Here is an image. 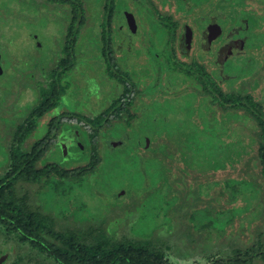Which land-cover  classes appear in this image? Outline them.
<instances>
[{
    "label": "trees",
    "instance_id": "1",
    "mask_svg": "<svg viewBox=\"0 0 264 264\" xmlns=\"http://www.w3.org/2000/svg\"><path fill=\"white\" fill-rule=\"evenodd\" d=\"M120 1L99 0L102 3L100 11L104 13V21L98 28L96 48L99 47L102 71L109 79L112 89L106 107L97 114L81 117L79 113L73 114L79 119H84L91 131H82V141H86L88 149L83 151L84 160L69 161L67 159L72 154V149L64 154L63 145L51 142L48 139L51 129L31 143L29 138L36 130L39 120L56 108L61 97L67 93L70 85L65 78H72L70 73L78 64L80 56H83L84 60L88 58L81 48L88 24V11L84 10L80 0H4L0 7L4 14L11 16L6 19L4 14L2 15L3 11L0 12L2 27L9 26L11 19L18 20L19 14L25 13L17 7L15 9L11 5L14 2L17 6L27 3L30 12L43 14L47 20H53L60 25L54 48L50 47L47 52L39 54L41 56L32 58V67L42 69V72L36 74L30 85L28 81L23 82L22 71L15 76V82H11V89L15 91L10 94L20 95L28 84V87L36 90L37 97L31 103L19 104L21 107L17 105L16 108L19 109H14L8 123L0 122V131L8 132L0 134V169L3 170L0 175V233L8 240L28 243L29 250L23 260L29 263L41 264L43 258L47 257L56 264H167L166 253L162 249L164 242L154 234L157 229H153L149 234L141 230V235H135L131 226L130 231L134 236L117 238V227L112 218L100 217L101 214L95 213L84 217L82 212H86V208L83 200L73 196V185L86 181L101 165V152L104 148L108 146L109 149L121 144L120 141L107 142L106 137H100L101 146L98 147L94 138L100 134V130L112 125L115 126L114 133L119 134L122 128L126 129L133 121L138 120L142 124L146 122V116L142 118V115L143 111L147 110V105L142 114L136 111L134 104L140 92L129 73L122 71L114 58L116 43L121 45L124 42L121 40L123 38L117 36L118 31L124 28L126 36L130 39L137 29L134 14ZM223 1L234 10L238 6L244 8L246 4V0ZM262 1L264 3V0ZM119 5L124 6L119 8ZM176 8V11L182 13L178 6ZM151 9V15L156 20L154 29L165 36V44L171 54L166 60V63H169L166 68L181 75L172 79L182 83L190 79L188 89L199 99L203 98L209 107V113L221 120L222 125H226V134L242 140L239 141L240 145H235L231 150L226 148L225 151L224 146L212 147L211 152L209 151L212 156L207 157V160L215 158L216 155H220V159H210L211 165L205 169L196 164L195 160L189 161L187 157L190 158L192 152L174 146V143L165 137L164 143L160 144V153L153 152L159 155L155 157L158 174L168 179L167 183L162 181L160 186L156 187L165 196L162 205L169 204L168 200L173 199L179 207L174 210L172 218L168 215L170 222L173 218L178 220L177 237L184 238L188 248L201 244L203 249L210 250L211 259L206 264H264V228L260 222L264 219V104L255 100L250 93L241 92L244 86L240 87L239 91L231 88L237 80L240 83L243 80L236 78L234 81L235 75H227L222 69L225 62L235 56H242V59L237 61L241 67H246L252 53L248 52L249 56L243 52L232 55L231 51L235 47L228 42L240 39L245 47L249 24L263 26L264 14H257L253 8H247L246 15L243 13L242 17H235L238 28L226 35L223 33L222 38L219 36L223 28L219 26L218 34H214L215 30L209 25L212 18L207 16L206 24L202 27L198 25L202 28L201 48L204 53L212 54V61L220 65L218 72L209 70L204 59L200 57L192 58L188 63L176 59L177 44L180 43V49L184 52L190 48L192 29L185 26L179 31L180 23L172 14L161 12L154 2ZM120 14L123 20L119 23ZM214 19L217 22L218 16ZM262 32L264 35V31ZM29 36L32 38L31 34ZM223 40L225 44L221 42ZM260 45L261 43L253 48H259ZM47 53L48 56L45 55ZM1 59L0 53V62ZM228 67L231 68V65ZM0 68L2 75L1 63ZM167 84L174 85L169 80ZM3 103L0 104V109L4 110H0V114L9 110L7 106L10 104ZM237 116L253 118L256 127L250 128L237 122ZM59 124L58 121L56 129ZM79 143L81 141L77 139L76 144L72 143L71 146L75 148ZM151 144V139L146 137L138 141L141 156H147L146 152L152 148ZM256 149L258 161L256 171H253L250 163L255 159L253 152ZM175 158L184 165L179 167L178 164H172ZM80 161L84 164L70 167L74 162ZM220 171L223 174L217 176ZM212 183L216 185L207 191L203 189V186ZM55 194L61 196L56 200L57 205L53 204L51 199ZM115 195L114 198L118 199L124 194ZM239 200L242 203L238 205L236 202ZM60 202L78 203L76 213L68 215L65 211L61 212L58 209ZM256 207H261L262 216L251 219L250 212ZM56 218L61 220L57 222ZM82 221L84 223L75 224ZM235 230L239 235L247 237L249 245L238 243L234 239ZM4 258L5 256L0 257V263ZM21 259H15L9 264H18Z\"/></svg>",
    "mask_w": 264,
    "mask_h": 264
},
{
    "label": "rangeland",
    "instance_id": "2",
    "mask_svg": "<svg viewBox=\"0 0 264 264\" xmlns=\"http://www.w3.org/2000/svg\"><path fill=\"white\" fill-rule=\"evenodd\" d=\"M3 1L0 0V7H2ZM80 1L89 15L87 16V29L84 31L81 43V48L88 58L84 60L83 56H80L78 64L70 73L72 78H65L70 85L67 93L61 97L56 108L47 112L39 120L36 130L29 138V143H31L40 138L48 129H51L52 132L48 138L51 142L63 145L64 154L70 148L72 149L68 161L84 160L83 151L88 149L86 148V141H82L84 134L82 131H91V127L84 119H79L73 114L79 113V117L97 114L106 107L109 92L112 89L109 79L102 71L103 65L100 64L102 61L99 47L96 48L98 28H100V23L102 24L104 21V13L100 11L102 3L99 0ZM153 2L161 12H168L173 15L174 19L180 23L179 31L185 26L192 29L190 48L184 52L180 49V43L177 44L175 46L176 59L188 63L192 58L200 57L204 59L209 70H217L218 72L220 65L212 61V54L204 53L201 48L202 28L199 26L202 27L206 24L207 16L212 18L209 25L215 30L214 34H218L220 27L223 28V32L219 36L222 38L223 33L226 35L238 28L239 25L236 23L235 17H242L243 13L246 15L247 8H253L257 14H264V3L261 0H246L245 7L238 6L236 10L230 9L223 0H121L120 3H125L127 10L134 14L137 29L130 39L128 35L126 36L124 28L118 31L117 36L123 38L121 40L124 42L121 45L117 44L119 42L116 43L114 58L116 65L122 71L129 73L135 87L140 92L134 104L136 111L142 114L141 112L147 105V110H144L142 115V118L146 116V122L142 124L141 121H133L126 126V129L122 128L119 134L114 133L115 126L112 125L107 126L105 130H100V134L98 133L94 138L98 147L101 146L100 137H106L107 142L118 143L120 141L121 144L109 149L108 146L104 148L101 152V165L94 174L87 177L86 181L73 185V196H78L83 200L84 208H86V212H82L84 217L95 213L101 214L100 217L112 218L117 227L115 232L117 238L134 236L133 233L141 235V230L145 234H149L153 229H157L154 234L164 242L162 249L166 253L167 264H206L211 259L210 250L203 249L201 244L188 248L186 240L177 237L179 236L177 232L178 220L173 218V221L170 222L171 219L169 220L168 215L172 218L175 214L174 210L179 207L173 199L168 200L169 204L162 205L165 196L156 187L168 179L158 174L156 158L159 155H155L153 152L160 153V144L164 143L166 137L169 142L174 143V146L192 152V156L187 157L189 161L195 160L196 164L206 169L207 166L211 165L210 159H220V155H216L215 158L207 160V157L212 156L209 155L212 147L224 146L225 151L226 148L231 150L235 145H240L242 140L231 138L232 136L226 134V125H222L221 120L209 113V107L203 98L199 99L193 94V91L188 89L189 84H191L190 79L185 83L172 79L174 76L181 77V75L172 73L166 68L169 64L166 63V60L170 58L171 54L166 47L165 36L154 29L156 20L151 15ZM11 5L25 13H20L18 20L17 18L11 19L8 25L12 27L0 25V53L2 58L0 63L3 70V74H0V104H4L3 102L10 104L7 106L9 110L6 108L8 111L0 114V122L4 124L11 120V113H14V109H19L22 104L31 103L37 97L36 90L28 86L35 79L36 74L39 75V72H42V69L38 70L32 67V58L41 56L39 54L47 52L50 47L54 48V41L56 38L58 39V29L60 28V25L54 23L53 20H47L45 15L30 12L27 3L17 6L14 2ZM119 6L121 8L124 5ZM177 6L182 13L176 11ZM2 11L0 10V12ZM4 13L3 11L2 15ZM3 16L6 19L11 17L8 14ZM215 16H218L217 22L214 19ZM119 18L120 23L123 20L121 14ZM123 24L125 23L123 22ZM90 26L92 27L89 30ZM115 27L117 26L115 25ZM262 31H264V25L251 26L250 23L249 29H247L245 47L240 39L233 42L229 41V45L232 44L235 47L231 51L232 55L242 52L245 55L249 52L252 53V57L246 62V67H241L237 59L241 60L242 56H235L233 59L227 60L222 69L227 75H235L234 81L236 78L243 80L242 83L237 80L230 86L231 88L239 91V88L244 86V89L240 90L241 92L250 93L255 100L264 104V35ZM29 34L32 35V38ZM115 41L120 40L115 39ZM221 42L225 44L224 40ZM260 43L259 48H253ZM250 48L252 49L250 50ZM45 55L48 56V53ZM213 59L215 60V57ZM253 60L256 62L255 64H253ZM258 62L261 63L258 64ZM229 65L231 68L228 67ZM20 71H22L23 82L28 81L29 85L27 84L22 89L20 95H12L10 92H14L15 89H11V82H15L17 78L15 76L19 75ZM167 80L173 82L174 85H168ZM17 105H19L18 108H16ZM235 120L247 127H256V122L251 117L241 118V116H237ZM58 121L60 124L59 128L56 129L55 125ZM6 133L8 132L0 131L1 135ZM143 137L152 141V148L146 152L147 156H141L139 153L138 141L142 140ZM77 139L81 143L74 148L71 144H76ZM253 153L255 159L250 164L251 169L256 171L257 149ZM171 163L178 164L179 167L184 165L178 158H175ZM82 164L84 162H74L70 167ZM171 166L173 167V165ZM173 169L175 168L173 167ZM2 172L3 170L0 169V175ZM222 174V171L217 172V176ZM215 185L212 183L203 186V189L207 191ZM31 188L34 189V187ZM117 193L124 195H120L121 197L118 199L114 198ZM60 198L61 196L55 194L51 198L53 204H56V200ZM241 203L240 200L236 202L238 205ZM77 205L76 202L69 204L60 202L58 209L61 212L65 211L68 215L72 213L74 215ZM260 208L256 207L250 212L251 219L262 216ZM56 220L58 222L61 219L56 218ZM260 222L263 223L262 227L264 228V219ZM80 223L84 222H75L76 225ZM169 225H171V229H169ZM131 226L134 228L133 233L130 231ZM233 233H235L234 239L238 243L249 245L247 237L239 235L237 230ZM28 250L27 242L20 243L17 240H8L6 236L0 233V257L5 256L0 264H9L19 258L22 259L21 262L18 261V264H33L23 260V256ZM41 264H56V262L51 258L44 257Z\"/></svg>",
    "mask_w": 264,
    "mask_h": 264
},
{
    "label": "water",
    "instance_id": "3",
    "mask_svg": "<svg viewBox=\"0 0 264 264\" xmlns=\"http://www.w3.org/2000/svg\"><path fill=\"white\" fill-rule=\"evenodd\" d=\"M0 72H1V70H0Z\"/></svg>",
    "mask_w": 264,
    "mask_h": 264
}]
</instances>
